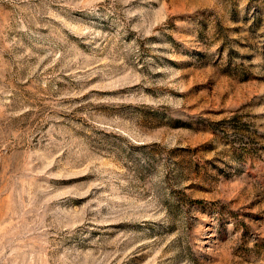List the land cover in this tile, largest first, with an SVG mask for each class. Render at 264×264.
<instances>
[{
	"label": "rangeland",
	"instance_id": "1",
	"mask_svg": "<svg viewBox=\"0 0 264 264\" xmlns=\"http://www.w3.org/2000/svg\"><path fill=\"white\" fill-rule=\"evenodd\" d=\"M0 264H264V0H0Z\"/></svg>",
	"mask_w": 264,
	"mask_h": 264
}]
</instances>
